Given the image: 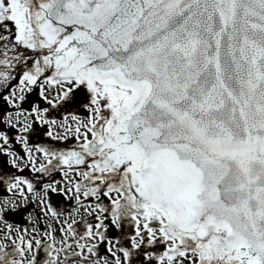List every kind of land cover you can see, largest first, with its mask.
Returning a JSON list of instances; mask_svg holds the SVG:
<instances>
[{"label": "snow or ice", "instance_id": "obj_1", "mask_svg": "<svg viewBox=\"0 0 264 264\" xmlns=\"http://www.w3.org/2000/svg\"><path fill=\"white\" fill-rule=\"evenodd\" d=\"M0 103V264H264V0H0Z\"/></svg>", "mask_w": 264, "mask_h": 264}, {"label": "flooded vegetation", "instance_id": "obj_2", "mask_svg": "<svg viewBox=\"0 0 264 264\" xmlns=\"http://www.w3.org/2000/svg\"><path fill=\"white\" fill-rule=\"evenodd\" d=\"M33 95L35 96V94H33ZM37 98H38V97H37ZM26 106H27V105H26ZM5 107H6V106H5L4 104L0 103V111H3V110L5 109ZM0 130H3V131H5V132H7L10 136H14V135H15L14 131H13L12 129L7 128V127H2V128H0ZM40 132H41V130L38 129V130H37V135H35V136L33 137V141H34V142H37V141L47 142V138L41 136V135H40ZM14 147H15L17 150H20V146H19V145H14ZM15 171H16V170H15V169H12L9 165H7L6 162H5V160H4V158H3L2 156H0V172H15ZM22 174L25 175V176H27V177H31V176L33 175V174H32L29 170H27V169H25V171H24ZM56 178H57V179L60 178L58 174L56 175ZM5 194H7V193H6V190H5V189H0V196L5 195ZM61 202H62V204H63L64 207H67L68 204H69L68 201L63 200L62 197H57V196L54 194V195H53V203H54V204H61ZM31 210H32V206H29L28 211H31ZM37 211H38V209H37ZM13 219H14L17 223H20V224H21V227L24 226V223L22 222V219H21L20 216H16V217H14ZM112 231H114V230H112Z\"/></svg>", "mask_w": 264, "mask_h": 264}]
</instances>
